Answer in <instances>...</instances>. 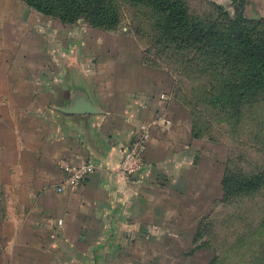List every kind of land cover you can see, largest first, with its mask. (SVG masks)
I'll use <instances>...</instances> for the list:
<instances>
[{"label": "crops", "instance_id": "crops-1", "mask_svg": "<svg viewBox=\"0 0 264 264\" xmlns=\"http://www.w3.org/2000/svg\"><path fill=\"white\" fill-rule=\"evenodd\" d=\"M207 1L230 9L233 0ZM244 1L248 19L264 18V0ZM22 9L0 7V264H98L106 255L116 263L133 246L144 253L150 237L165 236L163 195L188 189L184 172L197 152L171 97L174 77L144 65L140 51H124L123 37L110 42L93 27L44 57L60 62L59 72L32 69L29 56L16 61L6 49L36 32L11 16ZM60 79L65 86L55 85ZM142 125L150 129L145 167L127 182L119 163ZM84 164L94 172L68 187ZM23 246L32 249L29 262Z\"/></svg>", "mask_w": 264, "mask_h": 264}, {"label": "rangeland", "instance_id": "rangeland-1", "mask_svg": "<svg viewBox=\"0 0 264 264\" xmlns=\"http://www.w3.org/2000/svg\"><path fill=\"white\" fill-rule=\"evenodd\" d=\"M44 1L51 4L58 0ZM180 1L192 20L206 23L219 18L206 0ZM105 2L115 5L119 22L112 29H96L107 32L110 42L123 37V50L128 46V52L140 51L147 67L172 73L171 97L184 111L182 117L180 112V120L185 122L184 117L188 118L194 139L191 142L197 152L192 154V166L184 172L190 183L188 189L172 197L163 195L167 199L162 206L167 212L163 223L165 236L150 237L144 245V253H140L141 247L136 251L133 246L126 253L118 254L116 263L106 255L98 264H264V184L251 194L236 196L230 192V196L226 195L231 191L228 188L234 189L242 176L264 178V89L247 91L242 88L235 68L215 64L211 70L206 60H202L203 56L194 63L199 74L178 75L173 69L178 67L180 63L176 59L181 57L170 59L167 55L176 51V56L200 55V52L194 46L156 52L150 34L157 29L161 14L148 1ZM5 6L23 8L21 14L11 15L19 17L17 22L22 28L29 30V23L36 26L35 33L23 37L22 46L7 45L6 49L10 53L15 51L16 61L29 56L32 69L39 71L46 68L48 73L59 72L60 62L46 63L44 57L61 54L66 42L80 36L81 28L91 27L84 18L67 24L58 16L37 11L24 0H0V7ZM169 46L172 44L165 48ZM145 55L148 60H144ZM219 71L226 74H216ZM55 85L65 86V80ZM163 119L169 120L166 116ZM21 251L23 261L29 262L32 249L23 246Z\"/></svg>", "mask_w": 264, "mask_h": 264}, {"label": "trees", "instance_id": "trees-1", "mask_svg": "<svg viewBox=\"0 0 264 264\" xmlns=\"http://www.w3.org/2000/svg\"><path fill=\"white\" fill-rule=\"evenodd\" d=\"M24 1L41 13L58 16L67 24L84 18L91 27L107 30L114 28L119 22L115 5L106 3L105 0H58L51 4L44 0ZM146 1L161 14L156 22L157 29L150 34L151 44L157 48L156 52L168 48L183 50L190 46L200 52V55L176 56V51L167 55L170 59L173 56L181 57L176 59L180 64L173 69L178 75L199 74L197 64L194 63L203 56L202 60H206L210 69L215 64L222 67L231 65L235 68L242 88L247 91L257 92L258 89H264V18L248 19L244 14V0H233L230 9L208 1L219 18L206 23L192 20L180 0ZM168 44L172 46L165 48ZM144 60H148L147 55ZM217 73L226 74L225 71ZM237 183L234 189L228 188L231 191H227L226 195L230 196V192L236 193V196L251 194L264 184V178L242 176Z\"/></svg>", "mask_w": 264, "mask_h": 264}, {"label": "built area", "instance_id": "built-area-1", "mask_svg": "<svg viewBox=\"0 0 264 264\" xmlns=\"http://www.w3.org/2000/svg\"><path fill=\"white\" fill-rule=\"evenodd\" d=\"M167 128H170L171 121L164 120ZM150 138V129L147 125L140 126L139 134L132 143H130L123 153V157L119 163L118 173L127 182L133 179L144 169V153L147 142ZM95 168L91 164H84L74 170L68 177L66 185L73 189L79 187L86 178L94 172ZM63 188H59L61 191Z\"/></svg>", "mask_w": 264, "mask_h": 264}]
</instances>
